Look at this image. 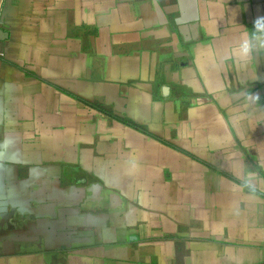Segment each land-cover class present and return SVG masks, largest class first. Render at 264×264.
<instances>
[{
    "label": "crops",
    "instance_id": "crops-1",
    "mask_svg": "<svg viewBox=\"0 0 264 264\" xmlns=\"http://www.w3.org/2000/svg\"><path fill=\"white\" fill-rule=\"evenodd\" d=\"M261 17L0 0V264H264V49L229 55Z\"/></svg>",
    "mask_w": 264,
    "mask_h": 264
},
{
    "label": "clouds",
    "instance_id": "clouds-1",
    "mask_svg": "<svg viewBox=\"0 0 264 264\" xmlns=\"http://www.w3.org/2000/svg\"><path fill=\"white\" fill-rule=\"evenodd\" d=\"M264 49V17L258 18L253 27L251 34L245 33L238 44L232 48L230 52L231 57H235L237 60H245L251 53ZM215 54L209 49L207 52H196V66L197 69L202 70L205 67V63H212L214 65ZM202 71V75H203ZM259 100V96L255 95ZM242 180V186L248 187L251 190H255L256 174L249 172L246 176L239 177Z\"/></svg>",
    "mask_w": 264,
    "mask_h": 264
}]
</instances>
